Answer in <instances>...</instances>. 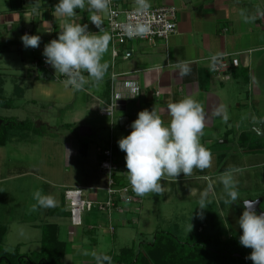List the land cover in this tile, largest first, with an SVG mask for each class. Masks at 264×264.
<instances>
[{
    "label": "crops",
    "instance_id": "0c3cea01",
    "mask_svg": "<svg viewBox=\"0 0 264 264\" xmlns=\"http://www.w3.org/2000/svg\"><path fill=\"white\" fill-rule=\"evenodd\" d=\"M116 2L122 9L137 8L136 0ZM57 3L58 0H0V30L39 35V47L33 51L40 56L66 22L87 24L91 34L109 35L90 21L95 13L76 10L73 18H65L54 12ZM148 3L153 8L176 6L177 32L167 40H130L114 48L110 38L102 58V63L108 65L103 79L97 81L83 72L87 83L82 90L68 86L53 67H36L33 56L26 58L30 72L15 82L10 96L6 95V79L0 74L4 95L13 104L0 110L26 109L28 102L23 97L30 95L29 102L42 105L43 111L52 116L37 120L38 115L32 119L0 115V127L4 119L32 124L27 128L13 125L9 141L0 145V244H5L9 232L16 228L26 235V239L20 238L23 244L40 245L28 253H41L44 226L56 225V237L65 244L64 263L69 264L68 258H73L84 260L79 264H94L96 256L118 255L110 250L117 241L133 244L120 250L136 248V241L143 242L137 234L148 235L151 240L145 243H151L161 231L171 232L163 229L167 226L184 232L191 222L197 234L206 228H211L213 234L226 230L219 211L225 204L220 198L226 199L227 195L223 185L215 181L222 175L248 172L245 180L256 183L264 193V0ZM107 14L108 8L98 13L102 23ZM16 46L24 48L21 42ZM221 55L239 59V66L232 68L228 79L212 70V58ZM184 63L191 72L180 77L177 65ZM112 75H116L115 79ZM19 83L24 87L20 88ZM112 83L121 99L115 116L109 117L101 109L111 99ZM184 98H193L204 110L200 143L210 152L211 165L193 169L191 176L181 173L177 178L164 177L161 192L138 196L127 179L126 153L117 142L130 133L131 122L140 111L154 109L167 124V106ZM217 108H222V116L213 115ZM111 143L113 162L118 168L112 187L109 176L100 171L104 151ZM109 188L116 190L113 207H94L84 212L82 224L72 222L67 191L81 190L84 198L97 203L109 199ZM37 191L54 198L55 206L33 210ZM202 193L207 194V207L202 209L207 215L202 214L196 223L188 222V214L184 213L188 205L200 201ZM214 194L220 195L218 211L210 199ZM182 205L185 211L181 214ZM232 205L228 217L230 213L234 215L235 203ZM16 250L20 252V247Z\"/></svg>",
    "mask_w": 264,
    "mask_h": 264
},
{
    "label": "clouds",
    "instance_id": "9594fccd",
    "mask_svg": "<svg viewBox=\"0 0 264 264\" xmlns=\"http://www.w3.org/2000/svg\"><path fill=\"white\" fill-rule=\"evenodd\" d=\"M110 0H58L54 12L65 18H73L76 10L93 12L90 21L99 29L102 20L98 13L109 6ZM138 11L149 7L148 0H136ZM247 21V18H245ZM144 23L129 24L125 33L129 38L144 36L149 32ZM110 36L95 35L87 30V24L66 22L60 29L57 38L52 39L43 49L45 62L55 71L68 77L66 83L75 90H82L87 80L82 75L102 80L108 65L102 63L107 51ZM25 48H37L40 44L39 35L24 34L21 36ZM215 57H213V62ZM179 76L190 74L187 63L178 64ZM133 97V96H132ZM170 120L167 124L157 112L145 109L138 113L131 122V131L118 140L119 149L126 153V173L132 190L138 196L162 191L161 179L177 178L181 173L191 176L193 169L203 170L211 165L210 152L200 143L205 127V116L202 106L193 98H184L167 106ZM214 116H222V108L213 112ZM226 119V117H224ZM220 183L229 198L227 202L235 203L239 198L236 182L232 174L220 177ZM206 193L201 194L197 206L204 209ZM37 208H51L56 202L54 198L43 195L40 191L34 193ZM254 202L243 200V211L237 224L241 229L239 244L252 251L248 259L252 264H264V212L257 213ZM192 216V215H191ZM193 225L190 222L188 232ZM87 254V253H86ZM95 256V253H93ZM97 260L109 261L108 256H96Z\"/></svg>",
    "mask_w": 264,
    "mask_h": 264
},
{
    "label": "trees",
    "instance_id": "16d2710c",
    "mask_svg": "<svg viewBox=\"0 0 264 264\" xmlns=\"http://www.w3.org/2000/svg\"><path fill=\"white\" fill-rule=\"evenodd\" d=\"M11 106V100H8L4 95V79L0 75V107L10 108ZM13 125L27 128L32 124L29 121L19 122L18 120L4 119L0 127V145H5L9 141V130ZM259 199L263 202L264 195ZM260 207L256 212H264L263 210L260 211ZM230 216L234 215L230 213ZM231 219L235 220L233 217H229L230 222ZM230 231V237L225 240L220 238L219 233L211 236L201 232L186 238V241H182L171 232L161 231L153 242L146 243L144 246L141 244L137 251L135 248H125L115 256L104 254L100 257L106 255L110 257V260H97L94 264H252V261L247 258L252 250L239 244L241 229ZM56 234V225L44 226L41 253L23 254V256L19 255L18 252L12 254L4 252L0 264L4 260H7L8 264H13L11 256L20 259L21 264H23L22 259L25 258L31 262L33 257L39 258L40 264H65V244L58 241ZM32 263L34 264L33 261Z\"/></svg>",
    "mask_w": 264,
    "mask_h": 264
},
{
    "label": "rangeland",
    "instance_id": "374dc122",
    "mask_svg": "<svg viewBox=\"0 0 264 264\" xmlns=\"http://www.w3.org/2000/svg\"><path fill=\"white\" fill-rule=\"evenodd\" d=\"M22 35H23L22 31H19V30L17 31V29L14 31H7V32L5 30H0V74H3L2 76H4V78L6 79L5 90H6L7 96L11 95V93L14 89V86H15L14 85L15 82L18 83V81L20 80V78H22L23 75L30 72V65H29L30 63L28 62L27 59L30 56H33L32 60H34V58L40 56V54L33 51V49H35V48H31V47L25 48L24 47V48L20 49L19 46H16L17 44L19 45V42L22 43V41H21ZM53 70H55V69L53 68ZM57 74H59V72H57ZM12 80L14 82H12ZM18 86L20 88L24 87L23 84H20V83ZM24 90H25V88H24ZM26 94H27V92H26ZM21 98L22 97H20L19 99H21ZM23 98L22 99L24 100V102L25 101L28 102L25 104L28 106V107L25 106V107H27L26 109H24V107L21 108L20 110H18V109L3 110L2 109V110H0V115H2V116L8 115L10 117L16 116V119L17 118L18 119H22V118L23 119H30V118L32 119L34 116L38 115L37 120L46 119L49 116L52 117L51 115H49L50 113L43 111L42 105H40V104L33 105L31 103V101L29 102L30 95H29V98H26V97H23ZM12 106H13V104H12ZM34 123L36 124L37 121L36 122L34 121ZM43 128H45V127L43 126ZM232 175H233L234 180L236 182V188H237L238 193H239V198L235 202V205H234V209H235L234 210L235 212H233L234 216H231L236 221L232 220V219H231V222L229 221L228 208H230V206L232 208L233 205H232V203L227 202L229 199L228 197L226 199H224V198H220V195L214 194L213 197L210 198L211 200H213V202L215 201L214 203H215V208L217 209V211H218L217 204L220 201L218 198L222 199L223 203H225L223 205L224 208L221 207V211H219L221 213V215L223 216V220L225 221V224L228 228V229L226 228V230H223L221 233H219L220 238L222 240H225L228 237H230V232H231L230 230L233 231V229H236V230L240 229L238 224H237V221H238V218H239L241 212H240V210H239V212H238V210H236V205H237V207L242 206V201L247 200V199L259 200V198L262 195H264V193H262L263 191L261 190L263 188H260L259 186H257L256 183L254 184L251 181L245 180L244 176H249L248 172L247 173H238L236 175L232 174ZM215 181H216V183H220V180L216 179ZM262 182L263 181H261L260 184H263ZM215 186L218 187V184H215ZM210 199H208V201H210ZM198 202L199 201H197L196 203L188 205V209H186L187 212L184 213V216H186L188 214V218H189L188 222L190 220H192L193 221L192 223H196V220H198V218H200L202 216V214L206 213V215H207V212L205 210H202L197 206ZM260 206L264 210V201L260 204ZM180 207L181 208L179 209V213L182 214L185 211V209H184L185 206L182 205ZM207 224H209V223H207ZM134 229L136 231H138L137 227H135ZM159 229H161V228H159ZM163 229L171 231L177 237H179L182 241L183 240L186 241V238L191 237V235H190L191 232L195 233L194 235H197V233L195 232L196 230H194V228H192L191 231H189V232H188V228H185L184 232H187L186 234L184 232H181V231L178 232L179 229L175 228L174 226L170 227V228H169V226H167ZM163 229H161V230H163ZM135 230H132V231L134 232ZM212 234L213 233H211V228H209V229L206 228L204 235H211L212 236ZM137 235H138V238L139 237L142 238L141 239V241H143L142 246H144V244H146L145 241L151 240V237H148V235L146 236V234L145 235L137 234ZM24 236H26V235H24L18 229L16 230V228H12V230L9 232V234L7 236L6 243L0 244V260H1V256L5 252L4 250L9 252L8 254L18 252L19 255H23L25 253L27 255H31V253H28L29 251H31L32 249H36V248L39 249L40 248V245L34 244V243L26 242L25 244H23L22 242L24 240H21L20 238L23 237L24 239H26ZM138 238L136 240H138ZM190 241H193V239H190ZM131 243L132 242H127L125 244H122V243H119L117 241L116 246H115V244H113V246L111 245L110 250L115 251L118 254H120L121 253L120 248L133 245ZM134 244L136 247L135 249L137 251V248L141 245V243H139V241H136ZM18 246L20 247V252L18 250H16ZM114 246H115V248H113ZM107 249H109V248H107ZM11 259L13 261V264H21L20 263L21 260L16 258V256H14V257L11 256ZM32 261L34 262V264H38V263L40 264L39 258H37V257L36 258L33 257ZM32 261L30 262V260L25 259V258L22 259L23 264H33ZM67 262L69 264H79L81 262L83 263L84 260L83 259L77 260V259H73V258L72 259L68 258ZM6 263H7V260H4V262H2V264H6Z\"/></svg>",
    "mask_w": 264,
    "mask_h": 264
},
{
    "label": "built area",
    "instance_id": "2783aa9c",
    "mask_svg": "<svg viewBox=\"0 0 264 264\" xmlns=\"http://www.w3.org/2000/svg\"><path fill=\"white\" fill-rule=\"evenodd\" d=\"M178 8L176 6L148 7L146 10L138 11L137 8L122 9L116 0H110L106 20L101 24L100 30L109 33L113 48L124 44L130 40H147L154 42L157 39L167 40L177 32ZM144 23L148 25L149 32L144 36L129 38L125 33V28L129 24ZM28 33L27 31L25 32ZM36 49H34L35 51ZM117 52L114 50V55ZM213 61V58H212ZM34 64L38 68L49 69L51 65L45 62V57L40 56L34 59ZM239 59L232 55H221L215 57L212 70L223 78H230L231 70L239 66ZM58 78L67 80L68 77L59 73ZM116 75H112L115 79ZM112 96L105 107L101 109L103 115L113 117L119 107L120 95L115 91V85L112 83ZM138 94V89H136ZM113 146L111 143L108 149L104 151L105 159L100 163V171L109 176L110 184L114 185L113 176L118 168L113 162ZM122 191H127L124 189ZM110 197L106 202H93L84 198L81 190H69L66 192V198L69 201L71 219L76 225L82 224L84 212L91 211L94 207L103 210L110 209L114 205L113 194L116 190L109 188Z\"/></svg>",
    "mask_w": 264,
    "mask_h": 264
},
{
    "label": "water",
    "instance_id": "95a60500",
    "mask_svg": "<svg viewBox=\"0 0 264 264\" xmlns=\"http://www.w3.org/2000/svg\"><path fill=\"white\" fill-rule=\"evenodd\" d=\"M0 123H1V120H0ZM84 129H85V128H84ZM258 132H259V130H258ZM252 202L256 203V204H255V210H256V211L259 210V206H260V204L262 203V200L259 199V200L252 201ZM239 210H240V212L242 213V211H243V206H239V208H238V212H239ZM240 215H241V214H240Z\"/></svg>",
    "mask_w": 264,
    "mask_h": 264
},
{
    "label": "flooded vegetation",
    "instance_id": "af4514ba",
    "mask_svg": "<svg viewBox=\"0 0 264 264\" xmlns=\"http://www.w3.org/2000/svg\"><path fill=\"white\" fill-rule=\"evenodd\" d=\"M263 209L260 207V211H262ZM264 211V210H263ZM258 213V212H257ZM259 214V213H258Z\"/></svg>",
    "mask_w": 264,
    "mask_h": 264
}]
</instances>
